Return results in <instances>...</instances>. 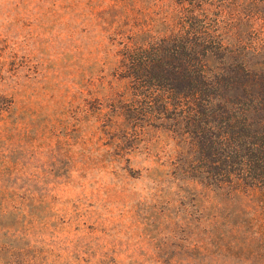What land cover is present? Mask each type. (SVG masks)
Returning <instances> with one entry per match:
<instances>
[{"label":"trees","instance_id":"trees-1","mask_svg":"<svg viewBox=\"0 0 264 264\" xmlns=\"http://www.w3.org/2000/svg\"><path fill=\"white\" fill-rule=\"evenodd\" d=\"M97 1L82 0L105 7ZM109 2L97 27L119 59L116 129L138 144L168 131L186 155L150 178L167 199L157 203L163 229L134 264H264V0ZM136 6L140 22L126 12ZM17 109L0 92L1 117ZM0 160V219H25L35 187L11 182L12 157Z\"/></svg>","mask_w":264,"mask_h":264},{"label":"rangeland","instance_id":"rangeland-1","mask_svg":"<svg viewBox=\"0 0 264 264\" xmlns=\"http://www.w3.org/2000/svg\"><path fill=\"white\" fill-rule=\"evenodd\" d=\"M110 5L0 0V92L18 107L0 115V157H12L11 182L35 187L37 200L25 219H0V264H134L163 229L157 203L167 199L150 178L186 155L168 131L138 144L116 129L119 59L97 27ZM126 12L139 22L145 13Z\"/></svg>","mask_w":264,"mask_h":264}]
</instances>
